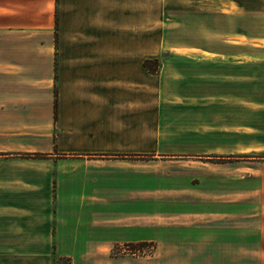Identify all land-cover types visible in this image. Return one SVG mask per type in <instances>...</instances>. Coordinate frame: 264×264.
Segmentation results:
<instances>
[{
    "label": "crops",
    "instance_id": "obj_1",
    "mask_svg": "<svg viewBox=\"0 0 264 264\" xmlns=\"http://www.w3.org/2000/svg\"><path fill=\"white\" fill-rule=\"evenodd\" d=\"M159 9L0 0V264H239L241 250L255 253L238 211L169 210L150 256L113 255L142 239L137 224L128 232L134 214L113 208L126 200L113 179L176 153L169 113L207 75L188 53H163L170 25L148 13Z\"/></svg>",
    "mask_w": 264,
    "mask_h": 264
},
{
    "label": "rangeland",
    "instance_id": "obj_2",
    "mask_svg": "<svg viewBox=\"0 0 264 264\" xmlns=\"http://www.w3.org/2000/svg\"><path fill=\"white\" fill-rule=\"evenodd\" d=\"M159 8L148 13L170 25L163 53H188L189 66L207 75L169 113L166 143L176 153L145 157L113 179V191L126 197L113 208L133 213L128 232L137 224L142 233L113 255L150 256L169 210H235L241 230L258 237L239 264L252 255L264 264V0H159Z\"/></svg>",
    "mask_w": 264,
    "mask_h": 264
},
{
    "label": "trees",
    "instance_id": "obj_3",
    "mask_svg": "<svg viewBox=\"0 0 264 264\" xmlns=\"http://www.w3.org/2000/svg\"><path fill=\"white\" fill-rule=\"evenodd\" d=\"M154 64V68L151 69L149 65ZM145 69L150 73H155L157 71L158 63L157 61H145L144 63ZM142 245H145L146 243H141Z\"/></svg>",
    "mask_w": 264,
    "mask_h": 264
},
{
    "label": "built area",
    "instance_id": "obj_4",
    "mask_svg": "<svg viewBox=\"0 0 264 264\" xmlns=\"http://www.w3.org/2000/svg\"><path fill=\"white\" fill-rule=\"evenodd\" d=\"M70 264V263H69Z\"/></svg>",
    "mask_w": 264,
    "mask_h": 264
}]
</instances>
